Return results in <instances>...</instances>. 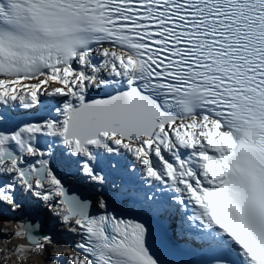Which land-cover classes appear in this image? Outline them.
<instances>
[{"label":"snow or ice","instance_id":"obj_1","mask_svg":"<svg viewBox=\"0 0 264 264\" xmlns=\"http://www.w3.org/2000/svg\"><path fill=\"white\" fill-rule=\"evenodd\" d=\"M32 196L68 264H264V0H0V214Z\"/></svg>","mask_w":264,"mask_h":264},{"label":"rangeland","instance_id":"obj_2","mask_svg":"<svg viewBox=\"0 0 264 264\" xmlns=\"http://www.w3.org/2000/svg\"><path fill=\"white\" fill-rule=\"evenodd\" d=\"M55 86V85H53ZM57 197H54L51 206L48 202L41 200L39 204L46 207L53 218L57 217L59 210L56 206ZM24 199H27L24 197ZM94 204L96 205V201ZM22 204L19 208L14 209L16 211V220H4L6 210L4 214H0V264H46L44 261V255L41 251H28L26 255H17L14 253V249L20 247L21 237L16 236L15 233L20 230V219L25 216V211L22 210ZM14 211L13 209H11ZM57 219V218H56ZM10 244V245H9Z\"/></svg>","mask_w":264,"mask_h":264},{"label":"water","instance_id":"obj_3","mask_svg":"<svg viewBox=\"0 0 264 264\" xmlns=\"http://www.w3.org/2000/svg\"><path fill=\"white\" fill-rule=\"evenodd\" d=\"M63 183H64L65 188L68 190L69 195L75 193L77 195H81L83 198H87L91 200L88 194V191L86 189L82 188L81 186L75 185L73 182L65 181ZM92 209H93V204H92L90 211ZM28 217H29L28 219L22 220L20 223L22 224L24 222H30L32 224H37L39 227L33 232L34 235H40L41 233L43 234L49 233V228H48V224L46 221V217L40 214H29ZM24 241L30 245H33L26 238H24Z\"/></svg>","mask_w":264,"mask_h":264},{"label":"bare ground","instance_id":"obj_4","mask_svg":"<svg viewBox=\"0 0 264 264\" xmlns=\"http://www.w3.org/2000/svg\"><path fill=\"white\" fill-rule=\"evenodd\" d=\"M63 180H65V179H63ZM94 199V197H92V200ZM96 200V199H95ZM57 207L59 206V204H57L56 205ZM58 217V216H57ZM56 217V218H57ZM25 217H23V219H24ZM50 218H51V220H52V222H53V224L56 222H58V224H59V226H61L62 224H61V222L59 221V219L57 218H53L52 216H50ZM54 227L52 228L53 229V233L55 234V232L57 233V231L55 230L56 228H57V224L56 225H53ZM10 245V244H9Z\"/></svg>","mask_w":264,"mask_h":264}]
</instances>
